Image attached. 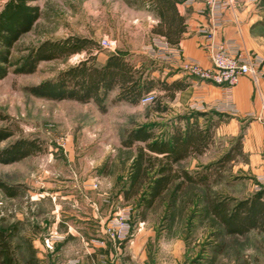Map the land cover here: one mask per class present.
Returning <instances> with one entry per match:
<instances>
[{
    "label": "rangeland",
    "instance_id": "obj_1",
    "mask_svg": "<svg viewBox=\"0 0 264 264\" xmlns=\"http://www.w3.org/2000/svg\"><path fill=\"white\" fill-rule=\"evenodd\" d=\"M146 1L40 0L35 3L40 19L11 50L7 76L0 79V132L12 136L0 142V156L18 141H35L40 148L21 161L0 162V183L15 193L11 197L0 188V229L14 231L13 247L21 264H113L115 258L120 264H264V233L226 236L207 210L209 198L240 201L264 189L241 167L247 161L243 153L220 163L238 138H217L215 131L208 154L176 166L191 174H212L209 189L187 185L177 194L174 182L146 208L151 182L130 201L124 198L137 147L125 148L122 142L141 127L168 136L175 126H184L180 117L194 121L193 104L183 110L160 87L152 94L153 103L138 106L115 102L113 93L106 113L93 102H56L30 94L29 88L55 79L86 59L85 54L42 62L30 75L16 73L43 42L75 36L96 43L101 51L97 65L110 54H133L132 60L151 77L153 71L162 75V65L145 54L154 25ZM256 32L264 44V24ZM105 39L115 44V52L101 48ZM207 113L199 118L204 127L228 118ZM118 222L130 227L122 240H114L110 231Z\"/></svg>",
    "mask_w": 264,
    "mask_h": 264
},
{
    "label": "trees",
    "instance_id": "obj_2",
    "mask_svg": "<svg viewBox=\"0 0 264 264\" xmlns=\"http://www.w3.org/2000/svg\"><path fill=\"white\" fill-rule=\"evenodd\" d=\"M38 1L40 0H0V79L7 76L14 45L33 29L41 17L40 7L35 4ZM156 2L161 23L154 32L173 42L177 32L173 27L174 19L170 16L174 2ZM260 6L264 9V0H261ZM100 52L96 43L88 38L71 36L60 41H46L25 57L16 73L30 75L37 71L42 62L85 54L86 59L61 72L55 79L44 81L28 91L35 97L56 102H93L102 113H106V102L115 92V102L138 106L144 96L159 87L170 100L174 99L177 92L185 89L180 82L168 84L152 78L144 66L140 67L138 62L132 60L133 54H110L103 64L97 65ZM164 110L163 107L161 111ZM207 115V112H196L191 116L194 118L192 122L190 117H180L179 121H184V126H175L164 138L156 136L145 127L127 133L122 145L125 148L137 147V155L132 165L129 187L124 191L126 201L137 196L143 186L150 182L151 199L147 201L146 208H151L174 182H178L175 187L177 194L182 193L187 185L209 189L212 174H191L176 167L192 156L203 155L214 143L215 131L221 121H209L204 127L199 123V118ZM11 136L10 132H0V142ZM234 146L220 163L225 165L224 162L234 161L237 154H242V136L238 137ZM39 151L35 141H18L1 153L0 162L11 164L34 156ZM0 188L9 196H15L13 189L5 184L0 183ZM176 200L177 196L174 202ZM207 206L209 214L220 224L226 236L264 233V189L240 201L209 198ZM14 238V231L5 233L0 229V264H21L16 257L17 250L13 247Z\"/></svg>",
    "mask_w": 264,
    "mask_h": 264
},
{
    "label": "crops",
    "instance_id": "obj_3",
    "mask_svg": "<svg viewBox=\"0 0 264 264\" xmlns=\"http://www.w3.org/2000/svg\"><path fill=\"white\" fill-rule=\"evenodd\" d=\"M172 1L174 5L170 16L174 19L173 27L177 30L173 42L154 32L161 23V17L156 9V0L146 1L154 25L151 30L153 42L145 54L154 64H161L163 68L162 75L153 71L152 78L157 76L156 80L168 84L180 82L185 86L184 90L176 93L173 100L167 98L171 103L183 105V110L202 101L204 110L200 112L209 110L228 117L216 129V137L225 136L233 140L242 136V153L247 161L241 167L250 171L257 179L264 177V44L256 32L264 24V9L260 6V0H236L234 8L224 13L222 26L214 29L217 43H225L234 54L248 55L259 62L257 82L250 76L243 77L236 87L228 91L198 79L190 81L188 75L181 70L183 61H194L204 68L211 66L208 42L203 32L210 28V20L207 10L198 1ZM151 49L158 52L164 49L173 54V58L167 62L159 60L151 53ZM183 99L186 100L185 104H182ZM182 111L179 110L180 114ZM208 153L209 151L203 156ZM201 158L202 156H198L195 159ZM109 254L112 255L111 251ZM112 263L120 264V261L115 258Z\"/></svg>",
    "mask_w": 264,
    "mask_h": 264
},
{
    "label": "built area",
    "instance_id": "obj_4",
    "mask_svg": "<svg viewBox=\"0 0 264 264\" xmlns=\"http://www.w3.org/2000/svg\"><path fill=\"white\" fill-rule=\"evenodd\" d=\"M200 2L207 10L210 28L204 30L207 40V50L210 53L211 66L209 68L202 67L194 61H183L180 65L181 70L187 75L194 77L202 82H206L218 87H222L226 91L233 89L238 85L243 77H252L258 81L256 58L243 54H234L231 47L225 43L216 42V34L214 29L219 28L223 24L224 13L234 8L236 0H196ZM259 1V0H255ZM101 48L115 52V44L109 40L101 42ZM159 60L165 62L171 61L173 54L166 52L164 49L155 51L151 49ZM155 98L152 94L147 95L141 100L142 104L153 103ZM197 112L204 110L202 101H198L191 107ZM261 185H264V177L258 179ZM129 225L126 222H118V225L111 227L114 240H122L127 237Z\"/></svg>",
    "mask_w": 264,
    "mask_h": 264
}]
</instances>
